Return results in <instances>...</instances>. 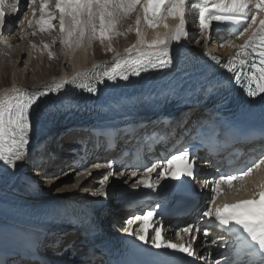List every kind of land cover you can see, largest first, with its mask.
Returning <instances> with one entry per match:
<instances>
[{"label":"snow or ice","instance_id":"snow-or-ice-1","mask_svg":"<svg viewBox=\"0 0 264 264\" xmlns=\"http://www.w3.org/2000/svg\"><path fill=\"white\" fill-rule=\"evenodd\" d=\"M4 2L5 0H0V29L6 25ZM208 2L209 0H205V3ZM35 3L36 0H30V4ZM185 5L186 0H56L54 7L49 10V0H40V17L38 20H28V24L36 23L41 31H51L56 27L53 25V20L58 18L60 42L69 51L84 48L97 38L101 41L105 39L111 41L113 34H118L119 21L125 15L136 11L137 6L142 7L143 18L150 26H157L165 12L178 17L179 24L151 42H146L140 29L137 28V35L140 37L137 43L126 49L127 55L121 57L117 54L111 67L105 64L96 66L92 70L78 72L71 80L62 79L45 86L47 91L27 92L16 89L12 94L0 97V165L15 170L18 162H23L28 158L33 130L38 129L39 126V102L49 93L59 94L66 85H74L95 96L98 94V84L103 85L104 88L119 87L120 82L131 83L130 78H138L142 73L175 71L176 67L182 63V57L176 49L170 46L175 42L179 48V42L187 35L184 19ZM212 8L218 10V14L205 15L202 13L199 15V26L205 34L209 32L214 22H234L236 24L242 21L249 22L242 31L238 32L240 36L245 37L242 44L235 45L231 40L228 41V44L237 48V52L226 58L224 62L220 57L210 55V62L231 74L234 83L243 86L242 90L248 98L259 97V102L264 104V18L257 22V17L264 15V0H214ZM250 13L252 14L249 15ZM35 14L36 9L33 8V16ZM25 19L27 20V17ZM136 22L140 23L139 15ZM164 27L167 28L168 25L165 24ZM33 47L36 46L33 45ZM50 47L49 44L43 45V49H50ZM49 55L54 54L49 51ZM205 55L208 54L205 53ZM101 68L103 71L98 70ZM78 80L81 81L79 84H77ZM106 81L111 83H106ZM219 90V82L215 84L209 82L185 92L184 95L193 97L206 94L207 97L218 94ZM178 94L176 88L173 87L161 92L160 95L172 98ZM192 155L194 156L195 153ZM188 159L189 151L180 150L161 163H153L147 167L144 178L138 183L149 189L156 188L157 185L150 182L152 173H157L160 179L167 178L174 181L184 176L194 178L193 167L187 162ZM177 161L184 163L177 167ZM260 163H264V160ZM95 167L99 169L104 166L97 164ZM106 167L111 169L112 164L108 163ZM255 167H259V164ZM158 168L161 169L160 172H157ZM252 171L253 167H247L238 175L221 174L213 182L214 186L211 188L213 195L202 217L208 222L214 219L222 227L237 226L250 238L257 253L264 257V187L258 193H254L250 199L239 200L231 204L226 203L220 207L215 206V195L219 194L221 185H231L233 181L247 177ZM111 175L112 173L109 172L108 175L103 176L99 188L92 195H99L102 198L109 196V193L105 191V184ZM136 175V172L132 173V176ZM72 187L75 188L77 185L73 184ZM0 214H3L2 209H0ZM152 216L151 211L143 216H136L135 220L140 225L139 230L132 232L129 227L125 231L137 236L139 241L147 243V233L152 228L150 222ZM184 231H192V225L186 227ZM203 235L205 238L208 237L206 229ZM5 242L6 233L0 227V244ZM212 243L215 244L214 239ZM152 245L156 249H176L192 256L189 247L171 241L164 242L159 228L154 229ZM0 264L4 262L0 260ZM224 264H231V261L225 260ZM260 264H264V259L260 261Z\"/></svg>","mask_w":264,"mask_h":264},{"label":"bare ground","instance_id":"bare-ground-1","mask_svg":"<svg viewBox=\"0 0 264 264\" xmlns=\"http://www.w3.org/2000/svg\"><path fill=\"white\" fill-rule=\"evenodd\" d=\"M21 1L29 2L30 0H21ZM196 1L198 2V6H196L194 3V7L195 6L196 7L189 9V4L195 1L186 0L185 17H184L185 25L186 27L190 26L193 29H197V28L201 29L199 24L198 25L195 23L193 24V18L195 19V16L197 14L198 16L196 17H199V15L202 13L205 15H210L209 13L205 12L201 8V5H203L204 8L205 7L212 8V2H214V0H209L208 3H205V0H196ZM36 2L38 4V6L36 7L40 9V0H36ZM55 3H56V0H49V10H51L54 7ZM8 9H11V8L6 7L5 2H4L5 14H7L6 12L8 11ZM13 9H15V7L12 8V12H11L12 14H13ZM31 10H32L31 14H33V7ZM31 14L27 17V21L25 20L26 22L20 25L21 26L20 31L19 30L15 31L13 24H9L15 21V20L13 21L10 20L12 15L8 17L6 16V21L9 20L10 22L9 23L6 22V25L4 26V28L0 29V44L1 45L6 44L7 50L9 49L8 51H11V52L16 51L17 54L13 56H15V58L17 57L18 59L20 58V64H24L25 66L24 69H21V66L19 64H17L16 66L14 65L13 67H10V68L8 66L4 68H0V97L5 96V95H10L16 89L25 90L27 92L41 91L43 89H46L45 86L52 85L54 81H59L62 79H67V78L72 79V77H74L78 72L92 70L94 67L99 66V65L106 64L108 67H111L112 62L117 57V54H119L121 57L127 55L126 49L132 47L134 44L137 43V40L140 38L137 35V31H136L137 28L140 29V33L144 36L146 42H151L153 39H156L159 35L169 32L170 30L174 29L179 24L178 17L169 15L167 12H165L163 15V18L161 19L160 23L157 26H150L147 23V20L143 18L142 7L137 6L136 11L129 13L130 14L129 23L130 24L132 23V25L129 27V30H131L132 33L129 34L127 38L126 46L120 47L115 41V39L117 38L108 42L107 45H110V48L114 49L113 50L114 52L111 56L107 58H103L105 55V52H101L99 50V46L96 48V39H94L90 45L84 48H78V49H75L74 51H69L61 44L60 33H59V30L57 29L52 34L51 37H55V38L50 39L51 44L49 45H51L50 48L52 49L54 46L56 48L57 45L59 46L61 45V49H59V51L60 53H62V58L60 60L53 61L54 64L58 66L60 65V67L59 68L54 67V68L49 69L45 73L36 74V75H33V77H30L28 75L27 63H31L32 61H28L27 58H24V55L28 54V58L40 60L38 58V55L36 53H33L34 49L36 50L37 48H40L39 44L36 41L31 42L33 39L31 41L29 40V36H30V33L32 32L31 31L32 29L29 28L31 25L28 24V20H33L31 18L32 16ZM138 15L140 16L139 24H137L136 22ZM17 16L19 15H16L15 19L17 18ZM35 16H38V15H35ZM37 18L38 17L34 18V20H38ZM198 22H199V19H198ZM165 24L168 25L167 28L164 27ZM53 25L58 28V18L55 21L53 20ZM134 28H135V31L133 32ZM54 29L55 27L52 30ZM11 34H13V38H11L10 36ZM242 37L243 36H241L238 39H226L225 25L222 22H214L209 32L205 34L203 38V41H204L203 44L201 43L202 42L201 39L196 40L194 43H189L188 39L185 36L179 42L180 44L179 48H177L175 42L170 47L173 49H176L178 52L180 51H184V52L205 51L209 53L217 52V53H220L221 55H225V54L230 53L234 48L232 45L228 44V41L231 40L233 44L236 45L238 42L241 41ZM17 40L20 43H18ZM54 40H55V43H53ZM97 41H98V38H97ZM33 45H35L36 47L34 48ZM116 46H117V49L115 48ZM0 50L2 51L3 49H0ZM53 50H52V53L54 54V57H55L57 55V50L56 49H53ZM6 52L5 51L2 52V56ZM132 54L134 55L135 51ZM33 62L35 61L33 60ZM8 69H11V70L14 69L13 74H12V79L10 82L7 81L8 80ZM30 70L33 72L32 68ZM98 70L103 71L102 68ZM105 118H103V120H106ZM121 120L124 122L126 118H121ZM118 122L120 123L121 121H118ZM125 122H128V120H126ZM90 124L91 126H93L97 123L91 122ZM61 130L62 129L56 130L54 128L34 129L33 134H32L31 143L29 146L28 158H26L25 161L23 162H18L15 170L7 169V168H4L2 165H0V209L3 210V214H0V215L5 216L9 219H12L13 221V223H11L8 220L0 219V227L4 228L7 224L15 223L22 230L30 232L31 235L35 239L38 236H41L43 237L44 241L46 240L50 241V239H47V237L53 234L52 237H56L55 241H59L62 237L55 235V233L58 234L59 229H61V227L52 226L51 227L52 230L49 231V226L47 223L39 222V223H36V225H33V224L25 223V222L24 223L19 222L15 220V219H18L19 217L15 216L14 213L21 212L26 216L37 217V216L44 215L48 211H51L53 209L65 208L68 206H75V207L82 208L90 203L97 202L103 198L99 195H95V196L92 195V193L96 192L97 190H92L90 188H93L97 185V189H98L103 176L108 175L109 172H111L112 175L109 177L108 182L105 184L106 192L116 186L117 187L127 186L131 188V187H134L135 185L136 187L139 184L138 181L144 178L145 174L132 176L131 174H123L122 172H119V170H117L116 172H113L112 168L108 169L106 167L107 165L106 163L101 162V161H96V162L91 163V165H89L90 168L87 171L83 172L81 175L79 174L80 176L78 177V180H79L80 186L78 187V189H75V192L70 193V194L68 193L69 195L68 196L66 195L67 197L64 196L65 198L62 196L57 197L56 195L50 196L51 190H52V188H50V185L45 187V186H41V184H38L37 182L31 181V175L29 174L30 173L29 171H31L33 164L29 162V159L31 158V156L35 153V151L38 148L42 147L44 144H47V140L50 136H55L56 134L61 133ZM55 148H56L55 146L51 148L55 150V152L49 156V158L52 161H50L48 165L46 164V170H45V165H44L45 161H43V159L45 160V158L40 157V161L39 163H37V165L39 166V168L44 169V171H41L39 175L42 174L44 176L45 173L51 172V171H56L55 173L59 172V171L57 172L58 169H55L54 164L60 163L59 158L56 159V156L64 157V154H63L64 151L60 148L59 150H56ZM97 164L103 165L104 167L97 169L95 167V165ZM79 170L80 169H71L70 170L71 173L70 172L66 173L67 175H65L64 177L68 180V182H70L71 180H73L74 175L81 172ZM263 170H264V167L262 165L258 170H256V173H254L251 177H249V179L243 181L239 185V187H236L235 188L237 190L236 194L237 195H247L253 192L255 189V186L258 185L261 181ZM37 171H40V170H37ZM89 172L91 174H89ZM90 175H92L93 177H91ZM212 195L213 193L210 194L209 192H203L202 200L204 202L202 203V209L197 214L198 220L195 226L192 225L193 226L192 231L183 232L180 235L178 234L177 236H174L171 227H166L167 231L166 233H164L166 239L168 241H175L178 237L189 238V237H192V234L190 232H196L199 239H204L205 237L203 235V232H204L203 228L206 225L205 224L206 221L202 217L201 211L203 209L206 210V208L209 206L208 199L211 198ZM61 201L63 203L58 204ZM112 201L109 202V205H110L109 208L107 210L101 211L100 215L103 216L107 212L108 213L107 215H109V219H110L107 225L111 228L113 224H116L117 229L115 230V232L125 233L123 226H121V219L123 216H127L128 212L121 209L120 205L117 204L114 199ZM222 201H223L222 194H216L215 195V205L219 204ZM8 215L12 216V218ZM189 223H191V221ZM198 223H199V226H198ZM54 230H56L55 233H48V232H53ZM209 234H218V233H217V230L210 227V230L208 231V236ZM66 239L67 238L63 237L61 242H64ZM71 239L72 237H69V240ZM59 246L58 245L53 246L54 250L58 251L60 249ZM1 247L7 248L0 244V260H2L3 262L4 260H7L6 264H11L8 261L6 250H3ZM73 251L74 250H70L68 252L67 254L68 259L73 260V264H80L81 256H78L77 258L73 259V257L75 256V253L74 254L71 253ZM15 261H18L19 264L24 263V260L20 257V255H17Z\"/></svg>","mask_w":264,"mask_h":264},{"label":"rangeland","instance_id":"rangeland-1","mask_svg":"<svg viewBox=\"0 0 264 264\" xmlns=\"http://www.w3.org/2000/svg\"><path fill=\"white\" fill-rule=\"evenodd\" d=\"M194 3H195L196 6H198L197 1L191 2V4H189V9L194 7ZM7 5L11 9H8V11L6 12L7 13L6 16L8 17V16L12 15L10 20L11 21L15 20V21L9 23L10 21L8 20L6 22L9 23V24H13L15 31H17V30L20 31V27H21L20 25H22L24 22L27 21L25 19V17H28L31 14L32 7L36 9V14L35 15H38V16H33V14H31L32 15L31 18L34 20V18L38 17L37 19H39L40 11L36 7V6H38L37 2L35 4H32V6H31L30 1L26 2V1H21V0H12V1L8 2ZM13 7H15V9H13V14H12L11 12H12V8ZM14 13H16V15H19V16H17L16 19H15L16 15L14 16ZM196 16H198V14ZM196 16H195V19L193 18V24L195 23V24L198 25L199 24V22L197 20L198 17H196ZM129 17H130V14H127V16L125 15L119 21V24L117 26V33L118 34H116V35L113 34L114 36H112V39H111V41H112L113 39L117 38V39H115V41L117 42V44L120 47H125L126 46L127 38L129 36V34L132 33L131 30H129V27L132 25V23L131 24L129 23L130 22ZM126 20H128V21H126ZM127 25H128V27H127ZM29 28L32 29L31 30L32 32L30 33V36H29V40L31 41L33 39L31 42L36 41L39 44V47H40V48H37L36 50L34 49L33 53H36L40 60L28 58V54L24 55V58H27L28 61H32L31 63H27L28 75L30 77H33V75L45 73L46 71H48L51 68H54V67L59 68L60 65L58 66V65L54 64L53 61L54 60H60L62 58V53H60V51H59V49H61V45L60 46L57 45L56 48H55V46L53 47V49L57 50V55L55 57H54V55H52V56L49 55V51L52 52V50H53L52 48H50V49H43L42 48L44 44H51L50 39L51 38L52 39L55 38V37H51V36L58 28L55 27V29L51 30V31H41L40 30V26L38 24H36V23H33ZM134 31H135V28L133 29V32ZM186 33H187L186 38L188 39L189 43H194L198 39H201V41H202L201 43L202 44L204 43L203 38H204L205 34L202 32L201 29H198V28L197 29H193L192 27L189 26V27H186ZM13 34L10 35L11 38H13ZM17 42H18V40H17ZM108 42H110V41L107 40V39H105L104 41H101L100 39H98V41H97V39H96V48L99 46V50L101 52H105V55H104L103 58H107V57L111 56L113 54V52H114L113 50H110L111 48L109 47V45H107ZM18 43H20V42H18ZM115 48L117 49V46ZM0 49H3L2 51L0 50V68H4L6 66H8L10 68V67H13L14 65L16 66L17 64H19L21 66V69L25 68L24 64H20V58L18 59L17 57L15 58V56H13V55L17 54L16 51L15 52L8 51L9 49L7 50L6 44H4V45L0 44ZM4 51L5 52L7 51V52L2 56V52H4ZM33 60L35 62H33ZM31 68L33 69V72L30 70ZM13 70L8 69V80H7L8 82H10L11 79H12ZM59 135H60V133L58 134V136ZM66 137L68 139H70V136H66ZM48 141L50 142V140H48ZM65 143H66V141L63 142V144H62V142H56L55 141L51 145L49 143V145L51 147L55 146L56 147L55 149L59 150V148L62 149L61 147L66 145ZM54 144H56V145H54ZM60 144L62 146H60ZM49 145H47L46 147L38 148L35 151V153L31 156V158L29 159V162H31L33 164V167L31 169V171H29L30 172L29 174L31 175V181L37 182L38 184H41V186H45V187L50 185V188H52L50 196H55V195L57 197H61V196L64 197L66 195L68 196L70 193L75 192V189H78V187L80 186L78 177L83 172L87 171L90 168V166L87 169L79 172L80 175H78V174L74 175L73 176V180H71L70 182H68V180L64 177L65 175H67L66 173H68V172H64V170H59L58 173H55L53 171L52 172H47V173L44 174V176L42 174L39 175V173L41 171H44V169L39 168V166L36 164V162L39 161L40 157L43 156L45 158V160L43 159V161H45L44 162L45 163L44 164L45 165V170H46V164L48 165V163H50V161H52L48 156L53 154L55 152V150L51 149L52 151L49 154V147H48ZM40 153L41 154L43 153V154L41 155ZM56 159H58V158H56ZM37 170H40V171H37ZM65 171H67V170H65ZM128 174H130V173H128ZM90 176L93 177L92 175H90ZM44 179H45V181H44ZM73 184H76L77 187H75V188L72 187ZM90 189L97 190V185L95 187H93V188H90ZM62 201L59 202L58 204H62L63 203ZM112 202H114V201H112ZM0 219L8 220L11 223H13L12 219H9V218H7L5 216H2V215H0ZM107 220H108L107 222H109V220H110L109 219V215H108ZM122 224H124V221H122V219H121V226H123ZM55 235H57V233H55ZM72 240H73V238H72ZM80 264H82V263L80 262Z\"/></svg>","mask_w":264,"mask_h":264}]
</instances>
